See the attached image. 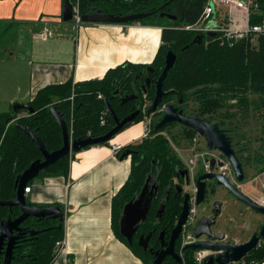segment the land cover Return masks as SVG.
<instances>
[{"label":"trees","instance_id":"trees-1","mask_svg":"<svg viewBox=\"0 0 264 264\" xmlns=\"http://www.w3.org/2000/svg\"><path fill=\"white\" fill-rule=\"evenodd\" d=\"M65 1V0H64ZM260 10L264 13V0H256ZM79 13L82 15L93 13L101 8L104 12L117 15L133 13L155 14L139 22L144 25H157L163 28L162 45L156 58L150 64L127 61L111 68L102 78L73 82L72 80L47 85L37 92L29 102L34 109L11 110L0 113V200H13L17 196L16 179L36 159L43 155L36 142L25 131L15 125L32 130L43 142L49 152L63 146V132L51 109L56 108L68 125L73 139L89 136H102L115 126L114 119L107 113L106 101L114 109L120 119H123L138 106H151L156 93L153 82L145 92L142 86L148 76V68L154 69L153 79L160 76L165 66V56L172 49L178 55L177 62L164 81L167 94L163 104L172 102L180 109L187 107L188 97H192L198 104L200 117L217 123L229 135L224 120L215 118L221 108L230 105L228 100L236 99L237 103L248 105L251 96L258 97L253 103L256 107L264 106V37L258 47H252L243 40L233 46L221 45L213 37L194 42L198 36L196 32L186 29V26L197 22L201 16L206 0H75ZM176 16L171 19L160 17L159 13ZM261 16H253L252 22L258 23ZM133 24V22L129 23ZM130 94L139 96V101L122 103V99ZM102 97H99V96ZM182 97L184 102L179 104L173 99ZM232 106V104H231ZM104 119V123H102ZM145 119L141 114L125 128ZM156 124L153 131L156 133ZM124 128V129H125ZM122 129V130H124ZM146 138L129 148L142 147L145 150L140 155H133V166L128 181L113 199V227L116 234L126 242L146 264H152L147 255L134 243L130 244L121 235L118 225L124 205L131 201L141 190L145 177L151 167V162L160 164L162 184L166 185L168 178L175 171L177 160L169 155L170 143L165 137ZM144 156V157H143ZM144 158V159H142ZM70 156L61 158L54 164L43 169L36 178L69 175ZM264 171V170H263ZM34 179V180H36ZM30 181L27 187H31ZM29 205L33 203L28 202ZM60 205H38L51 207ZM63 209V208H62ZM17 207L0 205V222L10 216L20 215ZM178 208L174 205L167 210L165 217L171 227L177 218ZM61 226V228H59ZM64 221L45 217L43 219L30 218L26 221L25 234L14 250L12 264H53L57 254L55 243L63 237ZM32 230H38L35 235ZM182 264H196L194 251H190ZM250 264L264 261V243L254 250L248 257ZM4 254L0 256V264H4ZM167 264H180L172 261Z\"/></svg>","mask_w":264,"mask_h":264},{"label":"crops","instance_id":"crops-1","mask_svg":"<svg viewBox=\"0 0 264 264\" xmlns=\"http://www.w3.org/2000/svg\"><path fill=\"white\" fill-rule=\"evenodd\" d=\"M63 6L64 0H0V34L3 25L27 30L14 34L8 52L0 51V113L16 103H29L47 85L102 78L127 61L150 64L156 58L161 26L139 22L77 26L73 21L63 23ZM70 29L76 34L71 36ZM26 38L31 42L25 47ZM148 131L146 119L134 122L109 143L72 153L67 177L34 180L27 199L38 205H60L65 211L66 249L53 264H66L68 256L73 264H146L113 227V199L128 181L134 158L130 154L122 159L125 151L114 153L111 145L137 144ZM258 180L262 182V177L247 183L251 193L252 182Z\"/></svg>","mask_w":264,"mask_h":264},{"label":"water","instance_id":"water-1","mask_svg":"<svg viewBox=\"0 0 264 264\" xmlns=\"http://www.w3.org/2000/svg\"><path fill=\"white\" fill-rule=\"evenodd\" d=\"M75 0H65L63 6V21L70 22L74 17L75 10ZM155 14V12L149 13H133L128 15H115L107 14L101 10H96L91 14H85L81 16V20L84 23H111V24H129L134 21H140L146 17ZM160 17H168L171 19H176V16L162 11L159 13ZM214 37L216 34L211 32L209 34ZM202 36L198 35L194 42L202 41ZM177 53L172 49L168 50L165 56V66L159 78L156 80V96L153 100L151 107L147 111V117L158 111L159 106L163 102L164 96L167 92L164 90V81L167 78L169 72L175 66L177 62ZM149 75L146 77V82L143 85V89L146 92L153 82L151 74L154 72L153 68H149ZM138 96L135 94H130L122 99V103H128L131 101L138 100ZM106 107L108 114L114 119L115 126L102 136H89L86 138H76L73 139L68 129V125L61 113L52 108L51 111L54 117L60 124L63 132V146L55 151L49 152L44 146L41 139L29 128L20 125L18 122L15 125L20 126L25 133L31 137L39 147L43 158L36 159L31 163V165L26 168L21 174L18 175L16 179V191L17 196L13 200H0V205L12 207H19L22 211L21 215L13 219L11 216L8 219L2 220L0 222V256L4 254L5 260L4 264H12L14 259V250L18 241L23 235V227L21 226L29 217H36L38 219H43L45 217H52L53 219H59L64 221L65 211L60 206L51 207H36L29 206L26 201L25 189L30 181L36 179L40 172L49 167L51 164L56 163L61 158L70 156L72 153L78 152L84 148L95 145L107 144L110 142L116 134H118L122 129H124L128 124L132 123L140 114L141 109L137 108L135 111L120 119L115 113L114 109L110 105L109 101H106ZM14 110L27 109L29 112H33L34 109L29 103H16L13 105ZM181 123L188 126L198 132L203 136L207 145L210 149H218L224 153V155L232 162L236 173L237 179L239 181L244 180L245 174L243 170L242 163L236 156L234 149L232 148V139L227 135L224 129H222L217 123L210 122L197 117L187 116L183 110H179L173 104H166L164 108V115L161 121L156 125V129H160L170 123ZM133 151H125L121 158H125L132 154ZM211 169L214 168L216 163L215 159L210 161ZM222 165V162H219ZM216 180L218 186L225 187L227 190L231 191L238 200L244 201L254 212L264 216V207L258 205L254 200L244 197L236 187L230 183L228 177L224 174H217L213 172H208L198 177L196 182V195H195V206L197 208H202L206 206L208 202V197H206L207 192V181ZM149 177L137 198L132 199L127 202L122 211L120 218V233L124 236L127 241L132 244L133 237L138 230V225L142 220L147 218L150 211V207L153 199L156 196L158 187L155 188V192H150L148 187ZM178 193L180 196L184 193V189L177 185ZM168 197L161 200V204L157 211V219L161 220L164 213L166 212V205L168 202ZM191 195L189 192L185 193V200L183 205V210L178 218L177 224L172 230L170 247L168 251H162L158 254V258L152 261V264H163V259L167 253L173 255L175 260L182 264L183 260L174 252V243L179 238L183 227L186 224L190 215V201ZM222 201L214 202V208L212 209L211 215H200L197 217L198 210L196 211V222L193 227L196 242L187 244L184 247L185 251H197L206 250L214 252L206 257L204 264H230L234 262L241 261L248 253H250L254 248H256L260 240H264V225L259 235H254V237L245 244H233L222 242L225 236L223 232L216 233L214 229L216 228L217 219L222 212ZM207 209V207H206ZM61 228V226H59ZM39 231H32V234H36ZM149 236L140 239L139 244L147 249ZM217 253V255H215Z\"/></svg>","mask_w":264,"mask_h":264},{"label":"flooded vegetation","instance_id":"flooded-vegetation-1","mask_svg":"<svg viewBox=\"0 0 264 264\" xmlns=\"http://www.w3.org/2000/svg\"><path fill=\"white\" fill-rule=\"evenodd\" d=\"M96 10L103 11L101 8H98ZM104 13H106V12H104ZM107 14H109V13H107ZM115 15H117V14H115ZM149 68H152V67H149ZM149 68H148V71H149ZM149 73L150 72H148V75H149ZM153 74H154V72L151 74V78H152L153 82H156V80L159 77H157L156 79H153V77H152ZM142 88H143V86H142ZM155 96H156V93H155ZM136 101H139V98ZM173 101L177 102L179 104H182L184 102L182 97L175 98V99H173ZM148 104L149 103L144 104L143 108H141L140 106L137 107V108H140L141 111L145 113V119L148 121V127H149L150 131H149L148 136L146 138H154L156 136H159V134H161L162 130H164L166 127L173 125V124H179L182 127L192 131L193 133L200 135L198 132H196L192 128L185 126L181 123H177V122L167 124L164 127L157 129V132L155 133L153 131V124L157 125L161 121V119L163 118L164 108H165L166 104H173V103L169 102V103L163 104V102H162V104L158 108V111L155 112L154 114H152L150 117H147V111L151 107ZM175 104H173V105L175 106ZM175 107H177V106H175ZM177 108L179 110H183L184 113L189 117L201 118L199 110H197L196 114H189L186 112L188 107H186L184 109H180L179 107H177ZM156 117H158L157 120H156ZM231 132L232 131L229 130V135L228 134L227 135L232 139V148L234 149L236 156L238 157V159L240 160V162L242 163V166H243L245 178L242 181H239L237 179L236 170H235L232 162L224 155V153L218 149H210L208 147V145L206 146L207 149L204 150L205 153L202 151V149H200V153H198L199 150L197 151V150L191 148L190 150H188L189 153L184 154V157H183V154L178 153L176 151V149H174L173 146L170 144L169 155L174 157L177 160V164L175 165V171L172 172L171 176L168 178L166 185L161 183L162 180H161L160 175H161L163 168H161L160 164H158V162H155L154 159L152 160L151 167L148 170L147 175L145 177L144 185L146 183V180L149 177L148 187H149L150 192H152V191L155 192L156 187H158V189H157L156 196L152 201L150 211L147 215V218L145 220H142L139 223L138 230L133 237V243L136 246H138L147 255V257L151 263L153 260H156L158 258V254H160L163 250L164 251L169 250L172 230L176 226L178 218H179V216L183 210L185 193L189 192L191 195V198H192L190 201L191 208L193 206H195L194 204H195V195H196V182H197V179L199 176L206 174L208 172H213V173H217V174H224L228 177L230 183L233 184L236 187V189L244 197L250 198L257 203V198L260 196L261 192L255 193V195H253V193H251V191L247 188V183L245 182L247 179V176H248V171H247L248 168L246 166L248 165L249 158L247 157L246 151H245V149H243V147H241V149L238 148L239 146H243V144H239L237 146L236 141L234 140V136L231 135ZM128 150L133 151L132 155L135 154L138 156L140 155V157H142V155H141L142 151H141L140 147L133 148V149L129 148V147H123V149L121 151H128ZM208 154H210L211 156H216V157L220 158L219 160L215 159L216 163H215L213 169H211L210 164H209V170L206 168V164H205L206 159L203 158L206 155L208 156ZM186 156H188V157L186 158ZM191 157L195 158L194 164L189 163V159ZM205 158H208V157H205ZM142 159H144V158H142ZM224 161L229 162V170L226 173L220 172V166L221 165L219 164V162L224 163ZM144 185L142 186L141 190L135 195L134 198H137L139 196ZM177 185H180L184 189V193L180 196H177V193H178ZM219 188L225 189L228 198H227V200H220L223 202L222 212H221V215L217 219V224H216V228L214 229V231L216 233H218L220 231L223 232L225 238H224V240H222V242H225V243H233V244L241 245V244H245V243L249 242L254 237V235L260 234L262 227L264 225V216L261 215V217H262L261 223H259L258 226H255L256 223H254L253 215H255L256 212H254L246 203H244V201L238 200V198L231 191L227 190L225 187L218 186L215 179L207 181L206 197H208V195L211 192H216ZM168 196H169V198H168V202L166 205V212L164 213L163 218L161 220H158L157 219V211H158V208L161 204V200L168 197ZM230 200L235 202V204L238 205V207L236 208L237 209L236 215H234V216H231V214L229 213L230 208H229L228 203ZM26 201H27V204L29 205L28 202H30V201L27 199V194H26ZM216 201H217V199L213 200V202H211L210 205H208L207 215H211V213H212L211 211L214 208L213 204ZM172 205H174L176 208H178L177 218L174 222L173 227H171L168 219L165 217L167 210ZM29 206L38 207V204L33 203V205H29ZM17 208L20 209L19 207H17ZM195 208L197 211L198 208L196 206H195ZM200 209H201V207H200ZM20 211H21V209H20ZM21 213H22V211L20 212V215H21ZM30 218H36V217H29L28 219H30ZM13 219H15V218H13ZM36 219H38V218H36ZM26 221L23 222L21 225L23 227L22 237L25 234L24 227H25ZM32 231H38V230H32ZM32 231H31V234H32ZM32 235H35V234H32ZM181 235H182V232H181L179 238L174 243V252L178 256H180V258L184 262L186 257L188 255L192 256V254L190 251H185L184 247H181V242H180L181 241ZM142 236L144 238L149 236L147 249H144V247L139 244ZM22 237H21V239H22ZM263 243H264V240H260L258 242L256 248H254V250L261 247L263 245ZM17 245H18V243H17ZM254 250H252L250 253H248L243 259H246ZM213 253L214 252H211V254H213ZM215 255H217V253H215ZM172 261L177 262L175 260V258L173 257V255L167 253L163 259V264H167V263H170Z\"/></svg>","mask_w":264,"mask_h":264},{"label":"rangeland","instance_id":"rangeland-1","mask_svg":"<svg viewBox=\"0 0 264 264\" xmlns=\"http://www.w3.org/2000/svg\"><path fill=\"white\" fill-rule=\"evenodd\" d=\"M70 22L63 23L69 24ZM83 24L84 22L81 25ZM56 26H54V29ZM20 28L22 27L17 24L12 25L11 27L8 25H3L1 27L2 33L0 34V51L6 50L8 52L9 47L13 46L14 40L12 39L14 37V34H17L19 32L27 33V30L24 31ZM71 30L72 29H70L69 31L70 35H75L76 31ZM55 38L64 37L55 36ZM29 42H31V39L26 38L24 41L25 44H23V46H25ZM25 47L24 52L26 53ZM255 99H258V97L251 96L249 98L248 105L237 103L236 99L228 100L229 104L231 103L232 106L230 104L221 108L213 117L220 121L224 120V126L226 129L232 131L231 135L234 136V140L236 141L237 146L239 144H243V146H239L238 148L241 149V147H243V149H245L246 151L247 157L249 158L248 165L246 166L248 168V176L245 182L249 183L253 179V177H262V182L261 180H258L259 182L257 184H254V182H256V179L254 182H252L251 185L252 187L254 186L253 195H255V193L262 192V186L264 184V106L256 107L255 103H253ZM187 107V113L196 114L199 106L192 97H188ZM13 109L14 108L12 106L9 111ZM157 119L158 117H156V120ZM158 137H165L178 153L183 154V157L184 154L189 153L188 150H190L191 148L197 151L199 150L198 153H200V148L203 152L205 149H207L204 146L206 145V140L203 136L197 135L179 124H173L166 127L161 131V134H159ZM153 140L154 138L150 141L152 142ZM145 147L146 145L144 144L140 149L144 151ZM208 156L210 157L211 155L208 154ZM187 157L188 156H186V158ZM205 157H207V155ZM227 198V193L223 188H219L216 192H211L208 195V202L206 206L202 207L201 209L198 208L197 217L199 218L200 215L202 216L208 213L206 207H208V205H210L213 200H227ZM228 204L230 208L229 213L231 214V216L236 215V208L238 207V205L231 200ZM253 220L254 223H256L255 226H258V224L262 221V217L260 214L256 213L255 215H253ZM118 227L120 229V225H118ZM193 227L194 225L190 227V230H192ZM244 261L245 263L240 264H250V261H248L247 258Z\"/></svg>","mask_w":264,"mask_h":264},{"label":"built area","instance_id":"built-area-1","mask_svg":"<svg viewBox=\"0 0 264 264\" xmlns=\"http://www.w3.org/2000/svg\"><path fill=\"white\" fill-rule=\"evenodd\" d=\"M253 16H261V21L253 23ZM77 26L83 22L81 14L79 13L78 5H75L74 17L72 19ZM187 30L196 32L198 35L205 38L210 37V33L214 32L216 35L213 37L219 41L221 45L233 46L237 42L247 41L252 47H258L262 37H264V13L260 10V5L256 0H206L203 7L201 16L196 23L186 26ZM44 35L49 33L48 28H44ZM99 97H102L101 95ZM108 113V112H107ZM104 123V119H102ZM150 131V130H149ZM148 131V132H149ZM201 136V135H200ZM206 140V139H205ZM205 147L207 146V141ZM111 149L114 153H118L123 149L122 145L112 144ZM201 149V148H200ZM206 168L209 170L210 160L212 158L219 160L216 156H207ZM195 158L189 159L190 164H194ZM229 170V162H225L220 166V172L226 173ZM264 176V173H263ZM31 187L25 189L28 194ZM257 204L264 207V184L262 192L257 198ZM196 222V208L193 206L190 210L189 218L184 225L181 235V247L197 241L193 229L190 230L192 225ZM66 249V241L61 238L55 243V251L58 256L59 252ZM211 254V251L197 250L194 251V261L196 264H204L206 257ZM56 256V257H57ZM245 259L239 262L230 264L245 263ZM66 264H73V258L66 259Z\"/></svg>","mask_w":264,"mask_h":264}]
</instances>
